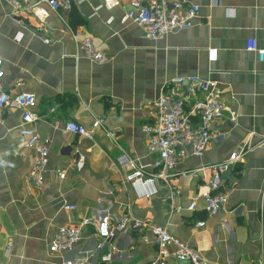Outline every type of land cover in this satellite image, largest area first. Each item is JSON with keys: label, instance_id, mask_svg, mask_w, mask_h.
<instances>
[{"label": "crops", "instance_id": "1", "mask_svg": "<svg viewBox=\"0 0 264 264\" xmlns=\"http://www.w3.org/2000/svg\"><path fill=\"white\" fill-rule=\"evenodd\" d=\"M166 1L197 5L199 16L189 29L150 40L125 19L130 0L110 7L103 0H74L69 12L58 13L40 3L42 22L29 11L14 15L0 0L2 89L34 95L37 130L50 139L44 182L32 188L25 176L33 154L18 132L20 111L9 102L0 108V264L59 261L47 251L55 230L82 220L90 223L64 255L72 264H148L156 246L144 226L127 228L97 249L101 219L122 215L165 226L197 250L203 264H264V60L246 50L247 40L264 48V0ZM74 32L90 36L106 61L86 57L71 38ZM177 76L215 83L224 115L212 125L214 140L200 157L188 153L168 183L155 180L150 195L139 197L116 159L125 155L144 175L155 172L142 127L155 121L156 101ZM18 80L22 85L12 92ZM96 117L116 134L115 142L99 129L91 139L64 129L69 121L89 127ZM240 149L244 156L221 175L225 206L207 214L201 195L210 172H192ZM106 253L111 257L102 261Z\"/></svg>", "mask_w": 264, "mask_h": 264}, {"label": "built area", "instance_id": "2", "mask_svg": "<svg viewBox=\"0 0 264 264\" xmlns=\"http://www.w3.org/2000/svg\"><path fill=\"white\" fill-rule=\"evenodd\" d=\"M11 7L14 15L21 11L31 12L37 20L43 21L44 11H40L38 4L43 3L54 13L59 11L69 12L74 0H38L35 4L22 3L20 0H5ZM104 5L110 7L115 0H103ZM199 7L197 5H183L178 1L166 0H130L129 8L125 12V19L131 21L143 31V35L150 40H157L173 31H182L193 26L198 18ZM19 36L16 37L18 40ZM71 38L78 43L86 57L91 61L101 64L106 61V55L94 43L90 36L80 38L78 33H72ZM49 40L45 39L44 43ZM246 50L253 51L260 60H264V48H258L254 40L246 41ZM4 75L0 60V108L6 103H11L20 111V124L18 132L24 139V147L33 154V162L25 176V181L32 187L38 188L44 182V173L48 165L49 142L48 137H43L37 130L40 115L35 111V97L32 93L19 91L9 95L2 89L1 79ZM156 101L157 118L152 124L142 127L149 134L150 139L147 149L155 155V172L144 175L134 161L121 155L116 163L125 173V181L128 182L139 197L149 196V186L155 180L168 183L176 174V164L184 159L188 153L200 157L209 143L214 140L211 127L214 122L224 115V105L219 98L216 85L212 81L202 80L196 77H174L168 81ZM22 81L14 83V88H19ZM64 129L77 135L91 139L95 130H101L112 142L116 140V134L104 127V120L96 117L89 127H85L74 121L65 124ZM264 141V139H263ZM246 152L244 149L229 154L227 160L213 165H201L192 173H200L209 170L210 176L205 180L206 192L201 195L203 209L207 214L213 215L226 204V193L220 190L221 175L230 165L238 162ZM58 177H64L63 173L56 171ZM72 206H67L70 209ZM175 212L182 210L181 206L174 207ZM187 211L195 210V202L192 200L186 207ZM90 223V220H82L78 225L59 226L47 245V251L52 255L60 256V260L52 264H72L64 255L71 252L81 238L82 227ZM202 226L203 222H198ZM99 228L100 242L97 249L106 247L107 243L118 236L127 228L139 229L147 227L153 237L156 251L155 257L148 264H166L169 259L189 264H203L197 250L171 235L162 225H147L145 222L134 219L128 215H122L112 222L107 217L101 219ZM110 254L101 256L102 261H108Z\"/></svg>", "mask_w": 264, "mask_h": 264}, {"label": "trees", "instance_id": "3", "mask_svg": "<svg viewBox=\"0 0 264 264\" xmlns=\"http://www.w3.org/2000/svg\"><path fill=\"white\" fill-rule=\"evenodd\" d=\"M71 25L73 26V22L71 21Z\"/></svg>", "mask_w": 264, "mask_h": 264}]
</instances>
